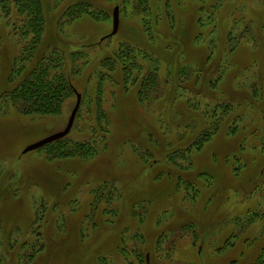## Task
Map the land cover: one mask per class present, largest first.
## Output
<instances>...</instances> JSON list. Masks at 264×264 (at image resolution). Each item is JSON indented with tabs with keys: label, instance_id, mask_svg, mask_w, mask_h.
Instances as JSON below:
<instances>
[{
	"label": "rangeland",
	"instance_id": "374dc122",
	"mask_svg": "<svg viewBox=\"0 0 264 264\" xmlns=\"http://www.w3.org/2000/svg\"><path fill=\"white\" fill-rule=\"evenodd\" d=\"M75 3L90 11L72 16ZM25 4L0 0V264H252L264 247V214L244 217L264 213V0ZM52 58L75 91L26 113L14 91ZM77 93L64 139L23 153L66 126ZM209 121L219 130L182 156Z\"/></svg>",
	"mask_w": 264,
	"mask_h": 264
},
{
	"label": "trees",
	"instance_id": "16d2710c",
	"mask_svg": "<svg viewBox=\"0 0 264 264\" xmlns=\"http://www.w3.org/2000/svg\"><path fill=\"white\" fill-rule=\"evenodd\" d=\"M25 8L28 6L29 9L33 4H38L39 0H25ZM35 11V10H34ZM70 14L72 16H77L79 14H83V12H89V8L84 3H75L69 7ZM43 31V19L41 17V14L39 12V19L33 27L34 36H36L37 30ZM22 31V30H21ZM42 33V32H40ZM51 59L50 62L41 61L39 64H37L33 70L26 75L25 80L17 87V89L14 91V94L19 97H25L29 100L28 104H25V111L26 113L30 114H48L57 108V100H58V93L57 88L62 89L63 91L66 87H70L72 91H75V88L70 81V76L66 75L64 71L59 69V62H56ZM61 71V72H60ZM59 78V80H58ZM207 107V105L205 106ZM208 109V108H205ZM95 114L102 113V115L107 117L106 111L101 110L99 108V104L96 105ZM204 112L207 111L203 110ZM179 114V113H178ZM181 114V113H180ZM179 114V115H180ZM190 118V117H189ZM213 121L207 122V128L205 130H199V132L196 134H192L189 138H186L183 140L184 144L182 145L181 149L178 151H181L182 156L186 154L192 155L193 153L200 150L205 143L211 139V137L217 132L219 127L212 128L214 123ZM192 126V125H191ZM237 127V124L229 127L227 129V133L229 135H235L238 130H235ZM193 129H196L195 127H192ZM213 130H216L215 132ZM194 133V132H193ZM188 136V135H187ZM186 136V137H187ZM62 139H58L55 141H52V143L60 142ZM89 142V141H88ZM51 142L49 144H52ZM177 151V152H178ZM194 155V154H193ZM157 162V161H156ZM180 178V176H178ZM263 212L259 210H254L253 208H249L244 217L247 219L248 223H253L256 220H260L263 218ZM243 216H236L234 221L238 222ZM239 224V222H238ZM32 231V230H31ZM33 232V231H32ZM233 236V235H232ZM246 240H249L248 238ZM9 242V239H8ZM262 261H264V247L260 250L259 255L256 257V260L252 264H261ZM264 264V263H263Z\"/></svg>",
	"mask_w": 264,
	"mask_h": 264
},
{
	"label": "water",
	"instance_id": "95a60500",
	"mask_svg": "<svg viewBox=\"0 0 264 264\" xmlns=\"http://www.w3.org/2000/svg\"><path fill=\"white\" fill-rule=\"evenodd\" d=\"M119 9L118 6L115 7L114 10V14H113V29L112 31L109 33L108 36H112L114 34L117 33L118 29H119V13H118ZM81 100H82V96L80 93H77V100H76V104L71 112V115L68 119V122L66 124V126L59 131L53 132L35 142H32L30 144H28L24 149H23V153H27L29 151L38 149L42 146H44L47 143H50L52 141L61 139L63 137H65L72 129L74 121H75V117L77 115V112L79 110L80 104H81Z\"/></svg>",
	"mask_w": 264,
	"mask_h": 264
}]
</instances>
